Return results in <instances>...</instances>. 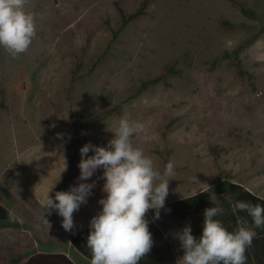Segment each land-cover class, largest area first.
Listing matches in <instances>:
<instances>
[{"label":"rangeland","instance_id":"obj_1","mask_svg":"<svg viewBox=\"0 0 264 264\" xmlns=\"http://www.w3.org/2000/svg\"><path fill=\"white\" fill-rule=\"evenodd\" d=\"M142 5L144 13L119 31L123 14ZM25 10L36 18L31 46L15 59L0 48V203L13 214L0 222V264H25L42 246L90 264L52 225L56 211L44 208L49 191L56 202L55 192L78 186L81 156L74 181L59 183L79 125L81 149L106 146L121 117L144 124L136 145L162 175L174 164L165 204L210 188L208 208L219 207L216 183L227 175L264 198V0H28ZM240 45L251 78L239 75L234 57L216 60ZM102 176L98 169L80 181L95 182L77 211L84 226L102 211ZM204 211L148 213L178 260L176 233L193 231Z\"/></svg>","mask_w":264,"mask_h":264},{"label":"clouds","instance_id":"obj_2","mask_svg":"<svg viewBox=\"0 0 264 264\" xmlns=\"http://www.w3.org/2000/svg\"><path fill=\"white\" fill-rule=\"evenodd\" d=\"M27 2L0 0V48L13 59L24 54L36 37V18L25 10ZM111 132L113 138L106 146L89 142L80 149L78 186L55 192L56 202L49 191L44 208L49 215L55 210L63 218V229L70 232L75 226L73 213L87 203L95 187V182L80 181L89 180L102 169L105 197L98 201L102 211L90 221L87 237L90 264H138L154 243L146 214L154 210L155 219H159V210L164 208L169 193V181L175 175L174 164L170 161L162 175L152 159L136 145L134 138L145 132L144 124L121 117ZM90 151L94 154L88 156ZM237 211L246 212L253 226L238 216L237 228L230 232L215 219L223 209L211 207L204 211L199 239L191 234L190 225L177 232L175 238L184 252L177 264H247L246 251L257 235L254 228L264 227V206L238 201L233 206V212Z\"/></svg>","mask_w":264,"mask_h":264},{"label":"trees","instance_id":"obj_3","mask_svg":"<svg viewBox=\"0 0 264 264\" xmlns=\"http://www.w3.org/2000/svg\"><path fill=\"white\" fill-rule=\"evenodd\" d=\"M145 4V3H144ZM139 9L133 14L126 16L123 14V22L119 31L124 28L134 18L144 13V9ZM244 15L252 17L254 14L252 11L242 8ZM119 31L114 32V39L118 36ZM245 45L238 46L233 52H228L216 60L228 59L234 57L237 65L239 75L241 77L248 76L251 78L252 75L247 73L244 69L243 64L239 58V55ZM95 66V65H94ZM249 74V75H248ZM163 79L162 76L155 77L148 81H145L140 86V91L147 89L150 86L158 84ZM84 126L79 125L75 128V133L71 141V149L73 153L68 157V168L67 174L63 181L59 183V186H65L66 184L74 181L77 176L76 163L80 158V146L83 141ZM7 195L10 197L11 194L8 188L5 189ZM216 190L220 199L219 208L223 209V213L215 217L222 222L223 226L230 232L237 228V217H243L248 221V226H253L251 217L246 212L237 211L233 212V206L238 201L250 202L251 204H260L264 206V198L254 194L244 186L235 183L231 180V177L227 175L223 181L216 183ZM212 203V190L210 188L199 191L195 194L179 198L165 204L167 212L173 217L187 218L193 214L200 213L201 211L208 208ZM149 222V231L152 234L153 247L151 251L143 257L138 264H177V258L175 253V247L172 241L165 235L162 229L152 219L150 213L146 214L145 217ZM13 219V214L5 206L0 203V222L9 221ZM203 222L204 218L199 220L192 231V235L199 239L203 233ZM257 235L253 240L251 247L246 251L247 264H264V227L254 228ZM90 233V227L75 232L71 235L70 240L73 248L84 255L91 261V251L87 248V237ZM25 264H76L69 256L64 253H40L32 256Z\"/></svg>","mask_w":264,"mask_h":264},{"label":"crops","instance_id":"obj_4","mask_svg":"<svg viewBox=\"0 0 264 264\" xmlns=\"http://www.w3.org/2000/svg\"><path fill=\"white\" fill-rule=\"evenodd\" d=\"M78 217H79V213L77 211L74 212L73 213V221H74V225L75 226H74V228L70 232L65 231L63 229V227H62V220H63V218L61 216H59L57 212H56V216L52 218V221H53V224L52 225L53 226H56L59 229V231H61L63 233V235H65V236L68 235L70 237L73 233L78 232V231H81V230H83L85 228H89L90 227V223L89 222H88V225H85V226H84V224H81V223H84L85 222V219H84V222H83L82 220H79ZM48 223H49L48 224V226H49L50 225V222H48ZM42 247H44V246H42ZM42 247H38L40 249L41 253H61L62 252V251L53 252V251H57L56 250L57 248H54V247H44V248H42ZM71 247H73L72 244H71ZM62 253H64V252H62ZM64 254L67 255L66 252Z\"/></svg>","mask_w":264,"mask_h":264}]
</instances>
